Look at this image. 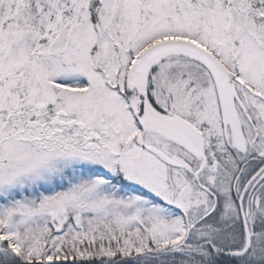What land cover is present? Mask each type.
<instances>
[{
	"label": "snow or ice",
	"instance_id": "obj_1",
	"mask_svg": "<svg viewBox=\"0 0 264 264\" xmlns=\"http://www.w3.org/2000/svg\"><path fill=\"white\" fill-rule=\"evenodd\" d=\"M0 264H264V0H0Z\"/></svg>",
	"mask_w": 264,
	"mask_h": 264
}]
</instances>
